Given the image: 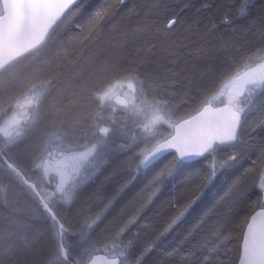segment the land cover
<instances>
[{"label": "snow or ice", "instance_id": "obj_1", "mask_svg": "<svg viewBox=\"0 0 264 264\" xmlns=\"http://www.w3.org/2000/svg\"><path fill=\"white\" fill-rule=\"evenodd\" d=\"M0 264H264V0H0Z\"/></svg>", "mask_w": 264, "mask_h": 264}]
</instances>
